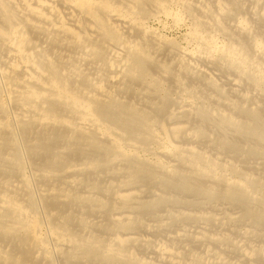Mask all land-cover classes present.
Masks as SVG:
<instances>
[{
    "label": "bare ground",
    "instance_id": "obj_1",
    "mask_svg": "<svg viewBox=\"0 0 264 264\" xmlns=\"http://www.w3.org/2000/svg\"><path fill=\"white\" fill-rule=\"evenodd\" d=\"M0 264H264V0H0Z\"/></svg>",
    "mask_w": 264,
    "mask_h": 264
},
{
    "label": "rangeland",
    "instance_id": "obj_2",
    "mask_svg": "<svg viewBox=\"0 0 264 264\" xmlns=\"http://www.w3.org/2000/svg\"><path fill=\"white\" fill-rule=\"evenodd\" d=\"M185 18H183V20H182L183 22H180V23H177V24L173 21V19L171 17H167V16H160L158 18H150L147 21V25L150 28V30L154 34H156V36L160 40V48L158 50L159 52H157L156 53L157 55L155 54V56L156 57H158V56L160 57L161 56L163 58V60L161 58V61L165 62L166 58L169 57L167 55H170V53H171V52H168V51L169 50L173 51V49H172L173 47H171V45L174 46L176 44L177 45V46L175 45L176 48H179L180 50L181 49H183V50L191 49V46H190L189 42H187V36H186V34L188 35V33H189L190 21H189L188 18H186L187 20ZM161 41H163V42H161ZM169 41H171V42H169ZM165 50L166 51L168 50V51L166 52ZM163 51H165V52L163 53ZM161 54H163V55H161ZM167 60H170V58H168ZM45 232H46V230H43L42 234L45 235L46 234Z\"/></svg>",
    "mask_w": 264,
    "mask_h": 264
}]
</instances>
